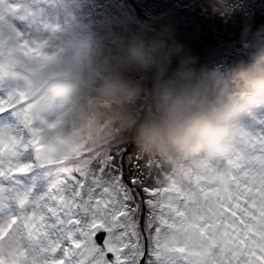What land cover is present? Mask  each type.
Wrapping results in <instances>:
<instances>
[{"label": "rangeland", "instance_id": "374dc122", "mask_svg": "<svg viewBox=\"0 0 264 264\" xmlns=\"http://www.w3.org/2000/svg\"><path fill=\"white\" fill-rule=\"evenodd\" d=\"M77 2L93 16H98L115 9L119 0ZM124 2L141 23L154 22L155 27L171 25L182 43L223 69L232 64L237 51L243 54L239 43L243 25L246 22L257 24L255 30L260 22L264 24V0H245V11L234 13L227 20L194 7L192 0ZM44 7L45 0H0V65L5 56L10 63L19 64L17 52L32 59L41 57L39 48L32 47L30 42L36 40L38 33H46L40 18L35 16L36 11ZM162 13L163 18L156 19ZM17 37H21L23 43L19 47L11 46L9 42ZM17 74L19 77H6L0 71V97H3L0 105L8 107L9 103H16L11 95L13 90L20 99H25V93L20 91L23 75L19 71ZM101 135L103 138L98 141L82 144L75 133L68 131L62 116L50 118L31 109L16 108L14 114L0 117V177L3 178L0 179V203H10L13 211L16 210L13 185L17 180L28 183L37 164L45 165V172L70 174L108 151L126 148L150 168L153 179L162 189L158 205V211L163 213L159 217L158 254L170 264H264V106L235 124L231 137L220 151L208 150L189 157L167 159L146 154L118 137ZM31 142L36 157L32 154ZM93 167L95 176L107 183L111 171L102 165ZM13 172L17 175L13 176ZM45 183L40 184L38 192L44 190ZM226 204L232 206L231 212ZM66 207H74L71 200ZM107 207L100 204L98 215L91 223L81 226L79 238L55 261L59 244L49 247L45 259L34 255L28 240H19L18 233L7 236L0 233V264H11L6 249L16 239L17 248L25 258L14 264H68L77 257L80 264H105L92 233L110 221L104 211ZM37 223L34 231H42V225ZM114 250L123 256L122 260L118 257L119 264H132L134 258L138 260L135 244L119 247L113 242L108 251Z\"/></svg>", "mask_w": 264, "mask_h": 264}, {"label": "clouds", "instance_id": "9594fccd", "mask_svg": "<svg viewBox=\"0 0 264 264\" xmlns=\"http://www.w3.org/2000/svg\"><path fill=\"white\" fill-rule=\"evenodd\" d=\"M192 4L224 20L246 8L245 0ZM35 16L47 37L30 43L44 55L29 61L17 52L19 64L5 56L0 71L23 75L25 99L11 93L16 108L62 116L82 144L104 133L167 159L220 151L235 124L264 106V24L243 25V54L223 69L182 43L171 25L141 23L124 0L98 16L77 0H45Z\"/></svg>", "mask_w": 264, "mask_h": 264}, {"label": "snow or ice", "instance_id": "6c2138e0", "mask_svg": "<svg viewBox=\"0 0 264 264\" xmlns=\"http://www.w3.org/2000/svg\"><path fill=\"white\" fill-rule=\"evenodd\" d=\"M14 111L12 107L0 105V117H7ZM93 165L109 169L111 179L102 183L95 176ZM33 173L28 183L17 180L13 185L16 188L15 211L10 203H0V214H3L0 233L5 236L18 233L28 240L34 255L45 259L49 247L59 244L55 249V261L62 257L65 248L72 247L79 238L81 226L91 223L103 203L108 205L104 211L111 219L105 227L94 230L92 240L104 255L105 264H119L123 259L115 250L108 251L113 242L119 247L137 246L139 257L138 260L134 258L132 264H170L158 254L159 217L163 216L158 211L161 186L153 179L150 168L126 148L108 151L70 174L45 172L39 167H34ZM12 175L17 174L13 172ZM42 182H46L44 190L38 192ZM93 185L99 188L98 193ZM69 200L74 207H66ZM225 207L232 211L230 204ZM37 222L42 225V231H34ZM68 264H80L79 257Z\"/></svg>", "mask_w": 264, "mask_h": 264}, {"label": "bare ground", "instance_id": "6f19581e", "mask_svg": "<svg viewBox=\"0 0 264 264\" xmlns=\"http://www.w3.org/2000/svg\"><path fill=\"white\" fill-rule=\"evenodd\" d=\"M47 37V33H38V35H35V42H40L41 40L45 39ZM25 56L27 58H31L30 56H28L27 54H25ZM41 56H42V52H41ZM32 59V58H31ZM15 76L19 77V74H16ZM13 87L18 88V85H14ZM14 103V102H13ZM111 178V177H109ZM109 178H107L109 180ZM98 187H96L97 190ZM19 240H20V236H18ZM23 240V239H22ZM17 239L15 243H12V245H10L7 249H6V256L8 258V262H10L11 264L14 263H19V261H22L23 258H25V256H22L23 254H21V252H19L18 248H17ZM23 251L25 250L24 247V241H23ZM29 251V249H28ZM47 264H52L51 262H48Z\"/></svg>", "mask_w": 264, "mask_h": 264}]
</instances>
